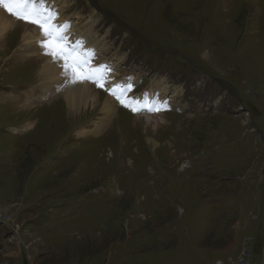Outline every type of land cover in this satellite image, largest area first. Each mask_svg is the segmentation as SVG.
<instances>
[{"label":"rangeland","instance_id":"1","mask_svg":"<svg viewBox=\"0 0 264 264\" xmlns=\"http://www.w3.org/2000/svg\"><path fill=\"white\" fill-rule=\"evenodd\" d=\"M55 1L136 103L169 90L97 137L62 100L16 110L36 63L0 53V264H264V0Z\"/></svg>","mask_w":264,"mask_h":264},{"label":"bare ground","instance_id":"2","mask_svg":"<svg viewBox=\"0 0 264 264\" xmlns=\"http://www.w3.org/2000/svg\"><path fill=\"white\" fill-rule=\"evenodd\" d=\"M47 4L51 7H54L59 13L56 22L61 24L64 23L65 19L62 17L61 15L62 13H60L62 11L61 9L63 8V6L58 8L57 6L59 5H57L55 0H53L51 3L47 2ZM5 12L6 11L4 9L2 10L0 8V53L7 54L11 52L12 55L10 56L7 55L6 63L11 59H14L13 64L14 63L21 64L19 63V61L27 62L26 57L27 58L33 57L32 59L34 60L28 62H31V64L32 62L33 64L36 63V67H37L36 71H33V75L35 76V79L38 80V82L36 86L34 85L35 87H33L29 91V93L26 92L19 94L18 97L15 96L16 101H14L13 103H14V107H16V110L18 109L19 111H21L20 110L21 108L28 110L36 103H40V102L42 103V101L56 98L62 100L63 106L67 109V112L69 114H74L76 113V111H80L82 108L83 110H85L82 114L88 112L89 110L97 112L98 114H102L103 115L102 119H100L98 122L95 121L92 122V125L94 127L92 126L93 131L92 130H91L92 132L90 131L92 135L97 137L100 136L101 132L103 133L104 131H106V128H108V125L111 122V120L113 119L115 120V118L119 116V108L117 107L116 110V106H115L117 102L116 99L105 90L103 94H101V92L99 91L97 92L95 87L93 88L92 86L94 84L91 82L83 81V82L72 83L66 80L61 75L62 68L58 64L53 63L50 57L44 56L42 54H39L38 56H33L32 53L41 52L39 45L38 46L36 45L38 48L34 47V44L33 46L31 45L33 39L31 38V36L34 34L36 35L38 34L37 31L38 28L35 27L31 29V27L29 25H26L25 23L23 25L22 23L19 24L16 20L10 18V16L7 15L8 13L6 14ZM71 35H73L72 37H74L75 39L83 38V40L86 42L85 46L87 48H92V49L96 48L98 49L96 50V52L101 51V47L97 48L93 45L94 41L91 39L89 33H86L83 27L82 28L77 27V25L73 23V25H71V28L68 32V38ZM13 36H15L17 42L16 43L14 42L13 44L14 41L13 39L10 45L9 40L13 38ZM38 37L43 38L40 34L38 35ZM36 49L39 50V52H37ZM91 63L92 66H95L98 64H104L105 62L104 63L98 62L95 59ZM108 72L104 76V88H111L114 84L125 85V83L122 82L123 80H119L118 78L119 73H116L114 67L110 68V71ZM130 90L127 91V93L125 92V97L127 98V102H129L132 105V107H136L137 109L145 108L147 110L148 107H153V106L158 108L162 107L161 101L163 99H159V98H162L164 96L166 91L169 90V87L166 84L161 85L157 91L159 96L154 99L151 96L146 95L147 97H145V99L143 100L144 101L143 104L136 103V101H134L135 98L134 96H131ZM149 92L153 93L155 92V89L153 87H150ZM12 101H13V97H12ZM166 101L167 103L165 106H168L171 101H169V103L168 100ZM31 110L32 108L29 111ZM151 112H153L152 116H145L144 117L145 120L142 119L143 116H140L139 114H137V117H131V120L140 121L142 119L144 122L149 124L155 123L158 121L155 117L158 118L160 116L159 111H151ZM29 122L30 123L26 124L25 126H22V130L27 129L28 131L29 130L31 131L34 125V121L32 120ZM115 123H117V120ZM109 130L113 131V127L112 128L110 127ZM118 131H120L119 128L116 129L117 134H119Z\"/></svg>","mask_w":264,"mask_h":264},{"label":"snow or ice","instance_id":"3","mask_svg":"<svg viewBox=\"0 0 264 264\" xmlns=\"http://www.w3.org/2000/svg\"><path fill=\"white\" fill-rule=\"evenodd\" d=\"M3 8L12 17L38 27L41 36L38 41L41 54L52 59L53 63L62 68L61 75L72 83L88 81L96 87H104V76L110 71L107 63L92 66L96 59V50L87 48L83 38L69 40L68 32L71 25L68 21L57 23L59 13L47 4V0H0ZM125 88L130 90L131 84H114L111 88H104L123 107L136 112L125 97ZM163 103V101H161ZM148 111H160L158 107H148Z\"/></svg>","mask_w":264,"mask_h":264},{"label":"built area","instance_id":"4","mask_svg":"<svg viewBox=\"0 0 264 264\" xmlns=\"http://www.w3.org/2000/svg\"><path fill=\"white\" fill-rule=\"evenodd\" d=\"M236 260L238 259L239 261L241 260V256L240 255H236V258H235ZM234 260V259H233ZM236 260H234V264H242V263H240L239 261H237L236 262ZM242 262H243V260H242ZM216 264H223L222 262H220V261H218V262H216ZM247 264H253V259L252 258H250L249 260H248V263Z\"/></svg>","mask_w":264,"mask_h":264}]
</instances>
